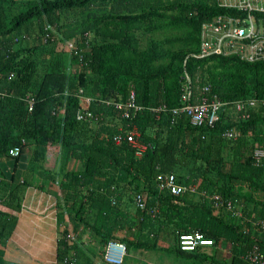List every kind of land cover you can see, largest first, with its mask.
I'll list each match as a JSON object with an SVG mask.
<instances>
[{"label": "trees", "instance_id": "1", "mask_svg": "<svg viewBox=\"0 0 264 264\" xmlns=\"http://www.w3.org/2000/svg\"><path fill=\"white\" fill-rule=\"evenodd\" d=\"M232 12L218 0H0V203L20 207L29 183L17 182L16 170H26L30 160V172L44 183L60 176L73 233L89 228L101 245L122 241L130 253L155 250L162 239L171 242L169 252L199 264H251L245 256L254 245L264 255V232L252 226L264 220V163L255 165L249 155L264 148V109L247 119L222 109L213 127H193L185 115L172 121L169 111L181 104L184 68L196 94L210 85L224 101L264 98V61L210 56L183 64L199 51L201 24ZM132 91L141 109L129 118L102 102H124ZM160 105L168 110H151ZM81 109L93 118L77 119ZM232 126L238 137L225 138ZM129 129L146 146L140 156L126 139L114 141ZM23 139L30 148L26 163L25 150L8 154ZM49 155L59 159L58 169L54 163L45 169ZM72 160L79 168L68 169ZM160 174L240 200L242 215L215 210L201 195L160 189ZM137 192L145 196L142 210L134 204ZM7 217L0 210L2 241L14 225ZM68 233H58L56 264H92L80 236L71 241ZM188 233L212 244L181 250L179 236ZM222 245L228 257L217 259ZM209 246L211 254L204 250ZM3 254L0 249V264Z\"/></svg>", "mask_w": 264, "mask_h": 264}, {"label": "built area", "instance_id": "2", "mask_svg": "<svg viewBox=\"0 0 264 264\" xmlns=\"http://www.w3.org/2000/svg\"><path fill=\"white\" fill-rule=\"evenodd\" d=\"M220 6L233 11L230 14H219L210 20L204 21L200 29L199 51L187 55L183 64L189 57L197 59L210 56H236L246 62L264 61V0H218ZM69 47L74 48L73 44ZM76 51V50H75ZM1 94V93H0ZM103 103L113 106L122 112V116L129 118L132 112L141 109L135 101V94L132 91L128 100L111 101L102 100ZM179 106L170 108L172 121L180 115H185L193 127H213L218 120L220 110H228L230 115H235L238 119H247L253 110L264 109V98L250 97L233 101H224L211 94L210 85H205L201 92L196 94L193 87L192 75L184 68L181 79V95ZM33 101H29L31 110ZM228 107V108H227ZM151 110L159 113L168 110L165 105H160ZM93 118L89 110H78L77 119L86 120ZM223 135L228 139H236L239 131L235 127H229ZM136 129H129L114 136V141L119 144L126 139L135 148V153L140 156L146 146L138 140ZM26 147L23 139L21 144L9 149L8 154L12 157L20 156ZM254 164L259 166L264 163V148H255L249 152ZM160 189H168L174 195L186 193L201 195L209 200L215 210L224 209L233 215H242L243 204L240 200H224L218 194H207L199 191L197 186H186L177 181L174 174H160L157 178ZM264 202V195H263ZM134 204L142 210L146 207L145 196L142 192L134 194ZM253 227L264 232V220H255ZM71 241L75 240V235L67 234ZM211 241L202 238L199 233L181 234L179 236V247L181 250H194L197 246L211 245ZM126 244L122 241L109 240L103 252V259L110 264H122L126 255ZM245 258L251 264H264V255L259 251V247L254 245Z\"/></svg>", "mask_w": 264, "mask_h": 264}, {"label": "crops", "instance_id": "3", "mask_svg": "<svg viewBox=\"0 0 264 264\" xmlns=\"http://www.w3.org/2000/svg\"><path fill=\"white\" fill-rule=\"evenodd\" d=\"M29 151L30 148L26 146L21 157L25 163L28 160ZM3 161L4 156L0 157V163ZM44 161L45 169L51 168L53 163L55 169L60 166L59 159H53L50 155L46 156ZM26 166V170L20 168L16 170L17 182L23 184L25 177L29 183L26 182L27 185L22 187L18 198L21 200L20 207L18 209L10 208L0 203V210L8 215L9 224H14L9 235L3 241L0 239V249L4 251L2 262L3 264H56L55 250L59 231L66 228L69 233L74 234V225L69 221L68 211L63 209L64 201L59 194L61 178L58 176L54 181L50 180L44 183L38 174L30 172L32 167L30 160ZM79 166V162L72 160L68 169H77ZM79 230V233L74 234L75 240H77V235L80 236L83 248L87 250V253H91L89 258L92 264H110L103 259L105 245L98 243L92 230L89 228H80ZM16 233L22 234V236L16 238ZM170 243L161 239L156 250L175 255L174 252L167 250L170 248ZM127 255L129 253L125 257ZM159 264L163 263L159 262Z\"/></svg>", "mask_w": 264, "mask_h": 264}, {"label": "rangeland", "instance_id": "4", "mask_svg": "<svg viewBox=\"0 0 264 264\" xmlns=\"http://www.w3.org/2000/svg\"><path fill=\"white\" fill-rule=\"evenodd\" d=\"M22 234L16 233V238L21 237ZM211 247V246H209ZM208 254L212 253V249L205 247L204 249ZM218 251L215 252V257L217 259H223L228 257V247L225 245L219 246ZM177 255V254H175ZM171 253H166L163 251L155 250H132L129 255L124 257L123 264H199L195 263L192 258L186 259L175 256ZM204 264H215V263H204Z\"/></svg>", "mask_w": 264, "mask_h": 264}]
</instances>
